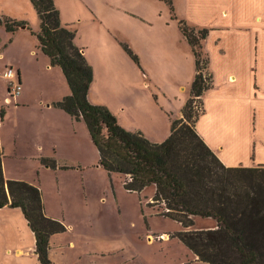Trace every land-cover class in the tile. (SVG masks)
Wrapping results in <instances>:
<instances>
[{
	"label": "rangeland",
	"instance_id": "rangeland-1",
	"mask_svg": "<svg viewBox=\"0 0 264 264\" xmlns=\"http://www.w3.org/2000/svg\"><path fill=\"white\" fill-rule=\"evenodd\" d=\"M54 3L62 16L61 22L67 28L82 33L90 53L96 55L98 67L102 66L103 72L99 71L98 74L96 69L94 75L101 84L98 88L93 85L91 97L100 100L99 103L104 102L120 125L139 129L153 141L163 138L167 130L163 111H170L173 116L180 114L194 77L192 51L178 28L181 16L204 22L208 29L214 27L211 40H208L205 48L211 54L213 66L218 64V68H243L245 61L249 70L254 67L248 47L256 34L252 29L249 34V31L241 28L227 25L225 28L219 27L218 22L223 21L226 14L216 7L191 11L185 10L184 6L179 7L180 13L175 9V15L164 0H54ZM9 12L18 18H25L29 28L17 32L10 43V33L3 30L0 39V48L3 43H7V49L0 51L5 57L0 59L3 171L9 179L25 180L37 185L43 193L48 214L65 225L62 237H57L59 249L54 247L57 251L54 263L209 264L199 260L174 234L184 229L209 228L214 226V220L195 216L193 226L184 228L176 220L162 214L159 203L150 204L155 190L153 185L139 192L128 191L123 187V175L112 173L108 176L105 169L94 162L98 152L85 123L73 119L75 128L64 126L59 115L66 112L53 104L46 106L53 96L60 95L66 89L68 92V87L60 67H47L45 58L40 56V49L35 47L39 53L37 62L36 56H29L30 44L37 46V38L31 31L36 32L33 28H38L40 24L34 8L29 0H0V14ZM243 15L239 13V16ZM100 20L112 38L132 49L138 64L128 54L130 63L116 59V49L104 44V48H109L107 51L115 64L114 68L104 67L105 52L99 58L94 50L95 44L100 47V42L106 36L103 30L97 28V21ZM254 30L258 36V42L254 41L258 46L255 68L260 73V82L264 87V21ZM219 36V43L224 49L222 53L211 44L213 38ZM18 58L25 70L20 85V93L24 97L21 103H18L17 95L6 92L7 80L2 77L3 72L12 65L9 62ZM219 59H222L223 65ZM12 69V79L15 80L17 67ZM244 105L241 102L238 106L234 100L226 102L225 107H213L212 103H208L200 125L206 128L205 133L211 138L218 139L229 128V131L239 130V135L250 137L247 126L232 122L233 116L249 112V108L244 109ZM255 111L264 117V101L259 103ZM211 118L219 124L214 126L209 123ZM222 118L229 123L227 129L223 128ZM256 127L257 130L253 131L255 139L258 129L264 134V120ZM230 139L237 146L238 152L233 157L238 160L240 138L232 136ZM258 146L264 150L260 144ZM69 147L77 151L78 156L87 158L86 167L81 170L59 169L57 166H47L42 161L40 154L44 153L48 154L47 158L52 156L57 163L71 154ZM262 157L264 152L259 154L257 151L256 160ZM0 255L3 259L0 261L8 260L1 252Z\"/></svg>",
	"mask_w": 264,
	"mask_h": 264
},
{
	"label": "trees",
	"instance_id": "trees-1",
	"mask_svg": "<svg viewBox=\"0 0 264 264\" xmlns=\"http://www.w3.org/2000/svg\"><path fill=\"white\" fill-rule=\"evenodd\" d=\"M164 1L173 9L172 0ZM30 2L40 21L39 30L31 32L50 65L60 67L69 88V93L53 105L85 123L99 155L98 164L108 176L123 175V187L128 191L139 192L153 185L150 204L159 203L162 214L184 228L194 224V216L212 218L213 227L174 234L199 260L209 264H264V165L224 164L195 128L203 111L201 96L212 80L207 72L208 58L202 51L209 29L178 20L192 48L196 73L181 116L171 119L170 133L164 140L154 142L139 130L121 126L106 105L90 102L93 68L74 42L75 31L61 23L54 0ZM0 25L8 32L29 28L26 20L6 14H0ZM121 45L138 64L132 49ZM2 158L0 145V207L21 209L35 237L34 252L39 263L53 264L49 257L50 237L64 232L66 227L46 214L37 185L5 177ZM42 161L47 166H57L53 158L42 157Z\"/></svg>",
	"mask_w": 264,
	"mask_h": 264
},
{
	"label": "crops",
	"instance_id": "crops-1",
	"mask_svg": "<svg viewBox=\"0 0 264 264\" xmlns=\"http://www.w3.org/2000/svg\"><path fill=\"white\" fill-rule=\"evenodd\" d=\"M160 1V0H159ZM163 1V0H161ZM30 2V0H29ZM172 7L171 11L175 15V9L177 10V13H180L179 7L184 8L185 10H206L209 7H216L217 9H221L222 13L226 14L225 19L223 21L218 22L219 27L225 28L226 25L234 28H241L243 30L249 31L250 34V29L253 30V32L256 34L254 37L255 39H252L250 42V47L249 48V55L251 58V65H254L252 69L247 68V63L244 61L243 62V68H218V64H215L213 66L212 61H211V54L208 52V49L206 50V43L208 40H211L210 35H211V30L214 29L212 27L211 29L209 28V32L206 36V40L204 39L202 41V51L205 53V55L208 58V65H207V72L211 74L212 80H211V86L206 89L202 96V102H203V111L200 114L199 118L196 121L195 128L199 135L202 137V139L207 143V145L218 155V157L222 160V162L228 166H237V165H242V166H257L259 164L264 165V157L260 158V160H256V154L257 151L259 154L264 152V150L259 148V144L262 148H264V134L263 132L258 129L257 133V138L253 136V131L257 130L256 124H259L260 121L264 120V117L260 115L257 111H255V108L259 107V103L264 101V87L262 86L260 82V73L256 71L257 69L255 68L256 66V56L258 53V46H256V43L258 42V36L257 32L254 30L258 28L260 25L261 21H264V0H172ZM32 5V3L30 2ZM169 6V4H168ZM33 7V5H32ZM57 7V6H56ZM170 8V7H169ZM59 10V9H58ZM35 11V9H34ZM14 12V11H13ZM10 14L4 13L6 15H10L13 17H16L17 19H24L25 18H18L17 15L14 16V13L9 12ZM36 13V11H35ZM236 13V14H235ZM239 13H243V16H239ZM12 14V15H11ZM37 14V13H36ZM60 14V18H61ZM179 19V17H177ZM180 19H184L189 25L194 26L196 28L200 27H205L204 22H196L193 20L190 16H181ZM62 20V19H61ZM228 20V22H226ZM39 21V18H38ZM40 23V21H39ZM62 23V22H61ZM103 21H97V28L99 31H102L106 33V36L104 37L102 43L100 42V47L99 45L94 46L95 52H97V55L99 58L101 56H104L103 52H105V60L103 62V65L105 68L107 67H113L115 64H113L114 58L109 55V52L107 51L109 48L107 47L104 48V44L108 46H112L113 50L116 49L118 56L116 59H122V61L125 63V61H128L130 63V59L127 56V52L123 49L121 44L116 41V39L112 38V36L108 33L106 28L103 26ZM63 24V23H62ZM66 26L65 24H63ZM38 28L34 29L36 32L39 30ZM216 27V26H215ZM257 27V28H256ZM179 28V25H178ZM180 29V28H179ZM7 32L10 33V36L8 37L9 43L13 41V36L17 34L19 31H26L27 28L21 27L17 29L14 32H8L4 28V26L0 25V39L2 37V33ZM75 31V37H74V42L81 48L83 54L85 55L87 61L91 64L93 68V80L91 82L90 88L92 86V89L88 92V99L90 102L95 103V104H104V102L99 103L97 99H94L91 97V93L94 92V86L96 85V88L99 87L100 79H95L94 75L96 73L99 74L102 71V66L99 68L98 67V60L96 59V55L93 53H90L89 48L86 44V42L83 39L82 33L79 34L78 30L73 29ZM182 32V31H181ZM4 34V33H3ZM182 36L183 33H182ZM185 37V36H184ZM186 39V38H185ZM37 40V39H36ZM219 40H221L220 36L219 37H214L212 41L213 47H216L215 49L222 53L224 52V49L219 43ZM182 42V41H181ZM189 44V43H188ZM7 43H3L1 45L0 51H2L3 48H6ZM246 46V44L244 45ZM243 46V47H244ZM35 47L39 50V45H38V40H37V46L35 44L31 43L29 47V56H36V62L38 61L37 55L39 54L37 50H35ZM97 47V48H96ZM247 47V46H246ZM245 47V48H246ZM191 48V46H190ZM7 49V48H6ZM192 51V48H191ZM40 56L42 58H45L47 67L50 66L49 63V58L46 54H44L41 49H40ZM193 55V61H194V75L196 73L195 70V57L192 51ZM21 56V55H20ZM218 56H220L218 54ZM221 58V57H220ZM0 59L3 60L5 57L2 55L0 52ZM220 64L223 65L222 59H219ZM255 61V63H254ZM7 63V62H6ZM9 63L12 65H5V67L9 66L11 68L17 67V78L14 81H18L20 84L22 83V77L23 73L25 72L24 70V65L22 64L21 60L18 58L16 60L12 59ZM95 63L97 65H95ZM15 65V66H14ZM53 67V66H52ZM114 68V67H113ZM104 69V68H103ZM5 72V71H4ZM4 72L3 76L4 77ZM5 78V77H4ZM194 78V77H193ZM6 79V78H5ZM7 80V87H6V92L9 93V80ZM68 87V85H67ZM241 91H244L241 93ZM21 92V90H20ZM17 94L18 96V103L24 102V97L22 93ZM69 93V88L68 92L67 89L63 92H61L60 95L58 96H53L52 98L49 99V102L46 103V106L48 107L49 105H52L53 102L57 101L60 99L62 96L66 95ZM22 95V96H21ZM234 100L237 102V105L241 104V102H244V109L246 110L249 108L248 113H243L239 114L241 116H233V123H239L241 125H245L248 127L250 131V137L249 135L245 137V135L241 134L239 135V130H230L227 129L229 126L228 121L226 119L222 118V124L224 125L223 128L227 129L225 132L226 134H222L218 139L216 138H211L209 134L205 133L206 128L202 125H200V120L202 121V117L206 114V109L208 107V103H212L213 107H221L223 105L225 107V103L228 101ZM106 105V104H104ZM107 106V105H106ZM108 107V106H107ZM109 108V107H108ZM183 108V107H182ZM110 109V108H109ZM111 110V109H110ZM64 111V110H63ZM112 111V110H111ZM65 112V111H64ZM113 112V111H112ZM182 112V109H181ZM178 116H173L172 112H164V117L167 122V126L165 127L166 132L163 138L161 137L159 140H155L154 142H160L164 140L168 134L170 133V123L172 118H178L181 116V113ZM62 115H59L61 124L64 126H72L75 128V125L73 123V118L70 115L66 114L68 113H61ZM114 114V113H113ZM236 115V114H235ZM119 123V121H118ZM209 123L212 125L216 126L219 123L214 120V118H211L209 120ZM232 123V124H233ZM231 124V121H230ZM238 125V124H237ZM122 126V125H121ZM125 126V125H124ZM123 126V127H124ZM128 126V125H127ZM126 128V127H124ZM128 129V128H126ZM129 130H139V129H129ZM140 131V130H139ZM143 133V132H142ZM89 134V133H88ZM248 134V132H247ZM145 137H147L149 140L148 135L143 133ZM235 136L237 138H240V158L238 160H234L233 155L237 154V146L233 145L230 137ZM90 137V136H89ZM58 138V137H57ZM91 139V138H90ZM153 141V140H151ZM258 144V145H257ZM3 149V148H2ZM71 154L68 156H65V158L60 159V161H57V168L59 169H70L74 168L76 170H81L83 167H86L88 164H86V157L82 158V156H78L74 149L72 147H69ZM42 157H49L47 156L48 154H40ZM51 158H53L51 156ZM98 159L99 155L97 158L94 160L98 164ZM94 163V164H96ZM99 165V164H98ZM65 168H61V167ZM100 166V165H99ZM4 169H5V163H4ZM5 177L8 178V176L5 175ZM43 194V193H42ZM44 202V201H43ZM45 206V205H44ZM45 212L47 215L50 216L47 212V208L45 206ZM195 217V216H194ZM193 226V225H192ZM191 226V227H192ZM213 227V226H210ZM64 232L61 233H56L51 235L50 237V248H49V257L51 261L54 263V255L56 254V248L55 246L58 247V242H57V237L63 234ZM35 248V237L33 235L32 230L27 224V220L25 219L21 209L19 207H9V206H3L0 207V252L2 253V256H7L8 260L6 261H0L1 264H29L30 262H37V255L34 252ZM26 257H32V259H28ZM0 260H3L0 255ZM33 260V261H32ZM37 260V261H36ZM39 262V261H38Z\"/></svg>",
	"mask_w": 264,
	"mask_h": 264
},
{
	"label": "built area",
	"instance_id": "built-area-1",
	"mask_svg": "<svg viewBox=\"0 0 264 264\" xmlns=\"http://www.w3.org/2000/svg\"><path fill=\"white\" fill-rule=\"evenodd\" d=\"M13 75L14 73L11 67H8L4 72V77L8 79L10 81L9 83L11 84V86L9 87V93L12 95H17L21 90V84L18 81H14L12 79Z\"/></svg>",
	"mask_w": 264,
	"mask_h": 264
}]
</instances>
